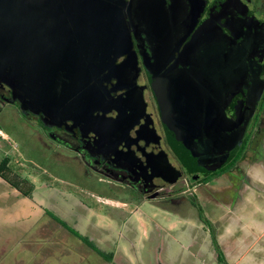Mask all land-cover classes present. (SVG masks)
Returning <instances> with one entry per match:
<instances>
[{"label": "rangeland", "instance_id": "374dc122", "mask_svg": "<svg viewBox=\"0 0 264 264\" xmlns=\"http://www.w3.org/2000/svg\"><path fill=\"white\" fill-rule=\"evenodd\" d=\"M0 130L4 173L33 187L23 195L0 176V264H222L212 234L229 264H264V108L236 169L149 194L53 138L10 95L0 94Z\"/></svg>", "mask_w": 264, "mask_h": 264}, {"label": "flooded vegetation", "instance_id": "af4514ba", "mask_svg": "<svg viewBox=\"0 0 264 264\" xmlns=\"http://www.w3.org/2000/svg\"><path fill=\"white\" fill-rule=\"evenodd\" d=\"M98 1L109 6L115 0ZM121 2L137 69L135 78L105 81L104 117L114 118L116 105L123 122L132 123L117 147L73 120L45 123L42 112L24 111L132 193H157L182 177L188 183L236 169L264 108V0ZM126 58L121 53L116 62ZM0 94L11 95L9 87L1 84ZM160 97L181 121L198 160H187L170 142Z\"/></svg>", "mask_w": 264, "mask_h": 264}, {"label": "water", "instance_id": "95a60500", "mask_svg": "<svg viewBox=\"0 0 264 264\" xmlns=\"http://www.w3.org/2000/svg\"><path fill=\"white\" fill-rule=\"evenodd\" d=\"M107 4L0 0V85L9 87L11 99L23 110L42 112L43 122L73 120L84 132L93 131L102 144L116 148L122 140L119 136H126L132 123L123 122L126 115L116 105L118 114L104 117L105 81L110 76L121 81L125 74L135 78L137 68L123 28L122 2ZM121 53L127 58L117 63ZM159 100L170 142L187 160H198L181 121Z\"/></svg>", "mask_w": 264, "mask_h": 264}, {"label": "trees", "instance_id": "16d2710c", "mask_svg": "<svg viewBox=\"0 0 264 264\" xmlns=\"http://www.w3.org/2000/svg\"><path fill=\"white\" fill-rule=\"evenodd\" d=\"M241 157V156H240ZM239 157V158H240ZM9 162V157L7 155L3 156L0 159V176L7 180L11 185L15 186L23 195H31L32 194V189L33 187H30L28 190H23L18 183L10 180L8 178V176L4 173L3 168L7 165V163ZM210 180V177L206 178L205 181ZM45 212H47L48 214H50V216H52V218H54L57 222H59L62 226L66 227L70 232H72L73 234H75L76 236H78L79 238H81L89 247H91L93 250H95L99 255L105 257V258H110V253L105 252L103 249H101L98 245H96L91 239H89L87 236L83 235L82 233H80L77 229L73 228L72 226H70L68 223H66L63 219H61L59 216H57L56 214L52 213L49 210H45ZM200 217H202V215L200 214ZM212 238V242L214 244V248L216 250V254H217V260L219 262H221L222 264H229L222 256V251L217 243V240L214 236V234H212L211 236Z\"/></svg>", "mask_w": 264, "mask_h": 264}, {"label": "crops", "instance_id": "0c3cea01", "mask_svg": "<svg viewBox=\"0 0 264 264\" xmlns=\"http://www.w3.org/2000/svg\"><path fill=\"white\" fill-rule=\"evenodd\" d=\"M0 132H2V133H3V131H1V130H0ZM3 134L5 135V133H3Z\"/></svg>", "mask_w": 264, "mask_h": 264}]
</instances>
